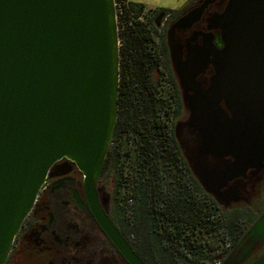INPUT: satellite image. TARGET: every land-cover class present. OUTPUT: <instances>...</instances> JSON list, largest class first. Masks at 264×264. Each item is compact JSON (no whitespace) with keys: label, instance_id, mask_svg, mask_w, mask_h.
<instances>
[{"label":"water","instance_id":"obj_1","mask_svg":"<svg viewBox=\"0 0 264 264\" xmlns=\"http://www.w3.org/2000/svg\"><path fill=\"white\" fill-rule=\"evenodd\" d=\"M114 1L0 0V264L62 158L81 171L104 234L129 264H144L95 192L118 114ZM217 20L225 47L213 51L216 74L206 90L195 82L188 99L189 124L198 131L189 158L205 189L208 180L227 179L222 156H233L231 169L243 171L264 155V0H230ZM206 50L196 47L187 65L204 67ZM195 75L183 69L192 83ZM209 154L215 165H208ZM263 229L264 218L251 233ZM253 264H264V255Z\"/></svg>","mask_w":264,"mask_h":264},{"label":"flooded vegetation","instance_id":"obj_2","mask_svg":"<svg viewBox=\"0 0 264 264\" xmlns=\"http://www.w3.org/2000/svg\"><path fill=\"white\" fill-rule=\"evenodd\" d=\"M229 1L184 0L174 10L151 9L148 18L159 32L155 46L161 56L156 67L157 94L166 95V103L170 105L167 123L175 148L187 165L192 191L194 193L197 185L219 216L238 224L235 241L225 246L219 264H253L264 255V229L251 233L255 224L264 218V155L260 163L249 165L243 171L231 169L233 156H222L228 167L224 170L227 179L208 180V189L202 186L189 158L190 152L198 146V131L189 124L188 99L194 94L195 82L206 90L216 74L213 51L225 47L217 19L225 12ZM196 9H201L196 19L186 18ZM204 44L207 45L204 67H189L186 62L192 51ZM183 69L196 74L193 83L182 78ZM220 106L230 115L224 100L220 101ZM216 161V157L207 155L209 166ZM105 166L106 157L101 175L95 181V192L104 212L131 246L130 238L123 234L112 213L113 195L105 177ZM4 264L129 263L95 220L87 203L81 171L74 162L62 158L50 168L45 186L21 224Z\"/></svg>","mask_w":264,"mask_h":264},{"label":"trees","instance_id":"obj_3","mask_svg":"<svg viewBox=\"0 0 264 264\" xmlns=\"http://www.w3.org/2000/svg\"><path fill=\"white\" fill-rule=\"evenodd\" d=\"M120 41L118 117L105 177L115 221L145 264H213L235 241L236 222L224 220L198 186L167 123L170 105L158 93L159 32L144 4L115 0Z\"/></svg>","mask_w":264,"mask_h":264},{"label":"rangeland","instance_id":"obj_4","mask_svg":"<svg viewBox=\"0 0 264 264\" xmlns=\"http://www.w3.org/2000/svg\"><path fill=\"white\" fill-rule=\"evenodd\" d=\"M131 1L140 2L144 4L146 10L156 9V8L174 10L178 8L184 0H131ZM217 262L218 260H216L214 263Z\"/></svg>","mask_w":264,"mask_h":264},{"label":"built area","instance_id":"obj_5","mask_svg":"<svg viewBox=\"0 0 264 264\" xmlns=\"http://www.w3.org/2000/svg\"><path fill=\"white\" fill-rule=\"evenodd\" d=\"M114 5H115L116 19H117V14H118V12H120V10H121V5H120L119 2H115V1H114ZM117 27H118V31H119L118 20H117ZM118 34H119V33H118ZM44 186H45V182H44V184L42 185V188H43ZM42 188H41V189H42ZM214 264H219V262L214 263Z\"/></svg>","mask_w":264,"mask_h":264}]
</instances>
